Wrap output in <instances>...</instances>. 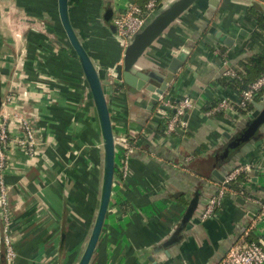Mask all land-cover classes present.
Instances as JSON below:
<instances>
[{
  "label": "crops",
  "instance_id": "0c3cea01",
  "mask_svg": "<svg viewBox=\"0 0 264 264\" xmlns=\"http://www.w3.org/2000/svg\"><path fill=\"white\" fill-rule=\"evenodd\" d=\"M134 1L147 2L70 0L73 26L103 78L116 140L125 137L137 147L127 160L116 149L120 164L91 264H219L251 227L254 241L264 245V130L237 155L222 158L224 133H234L255 108L209 113L223 98L236 103L240 96L241 87L230 84L234 78L225 71L254 80L246 65L264 58V12L252 3L264 7V0H199L140 60L144 68L167 66L187 54L166 98L177 105L191 97L194 106L187 125L170 135L149 92L125 86L120 77L106 78L110 71L123 72L125 51L111 27ZM174 2L161 0L159 8ZM61 26L57 0H0V95L4 102L12 98L6 110L22 112L38 140L29 155L16 143L21 130L15 122L4 174L8 212L5 220L0 209V225L16 258L4 263L0 256V264H77L99 207L104 153L97 111ZM161 122L164 133L158 134ZM242 165L251 166L239 182L243 190L228 188L221 205L203 219L223 185L214 172L227 177Z\"/></svg>",
  "mask_w": 264,
  "mask_h": 264
},
{
  "label": "water",
  "instance_id": "95a60500",
  "mask_svg": "<svg viewBox=\"0 0 264 264\" xmlns=\"http://www.w3.org/2000/svg\"><path fill=\"white\" fill-rule=\"evenodd\" d=\"M198 1L199 0H176V2L166 9L160 10V8H158L149 16L141 31L132 38L129 46L124 52L122 63L123 72L119 75L121 83L137 91L149 92L153 99V105L155 106L159 104L161 96L166 95L169 85L173 82L181 68H183L187 59V54L183 52L181 55L173 57L167 66L157 63V65L144 68L139 65V62L164 32ZM57 3L61 25L66 34L69 46L81 65L96 107L103 142V179L99 207L87 244L77 263L91 264L105 227L112 200L117 169L116 137L103 78L73 26L70 14V0H57ZM211 3L217 5L216 0H212ZM252 5L264 12V7L262 5L260 7L259 4L255 2H253ZM113 13V8L107 10L105 16L107 22L110 21ZM111 29L115 33L116 40L118 41L116 27L113 25ZM106 78L109 79V75H107ZM3 103L4 99L0 95V112ZM251 104H253L255 110L250 112L247 122L239 124L237 130L232 134L229 132L224 133V137L226 138V141L222 143L224 145L222 148L224 153H230L232 150L248 143L257 133L264 130V94L258 102L254 99ZM214 174L220 182H225L226 176L222 175L218 170H216ZM227 186L228 188L232 187V185L229 184H227ZM244 191H247L246 188ZM238 201L245 203V199L243 198H239ZM197 203L198 199L191 204L190 211L185 220H183L184 225L191 219L197 207ZM251 217L253 218L255 216L251 214ZM0 234V256L1 259L5 260V236L1 225ZM240 237L241 235L236 238L232 246L235 245Z\"/></svg>",
  "mask_w": 264,
  "mask_h": 264
},
{
  "label": "built area",
  "instance_id": "2783aa9c",
  "mask_svg": "<svg viewBox=\"0 0 264 264\" xmlns=\"http://www.w3.org/2000/svg\"><path fill=\"white\" fill-rule=\"evenodd\" d=\"M160 2L161 0H147L144 5H140L134 1L129 5V7H127L125 10H122L115 16L114 26L117 29L118 42L124 51L129 46L132 38L141 31L149 16H151V14L159 8ZM110 72L109 77L112 79L119 78V73L117 71H113L111 74ZM224 75L229 78H235L237 73L232 69H228L225 71ZM263 91L264 73L246 90L240 93L236 103H234L230 97L223 98L214 108L210 110L209 113L218 114L231 112L234 111L235 105L246 108L247 105ZM11 101H13L12 98L8 97V99L3 103V107L0 112V209H2L3 218H6V213L8 212L7 186L5 184L4 174L8 167V151L11 146L10 135L15 122L19 125L18 128L21 130L20 136L16 140V143L26 150L29 155L35 154L38 141L36 132L30 120L27 119V117H25L22 112H10L6 110ZM193 106L194 103L191 97H185L177 105H172L171 101L166 98V95L161 96L156 114L166 119L168 135L175 132L178 127H184L187 125L185 117L187 113L193 108ZM169 108H174V113L171 115L166 113L167 110H171ZM117 147L119 150H121V153L125 156L126 160L132 156L137 149L135 143L131 142L125 137L116 140V149ZM125 166L121 168L122 171L127 170V165ZM250 171V165H242L236 168L226 177L225 182L221 186L219 194L209 200L203 213V219L209 218L216 208L221 205L223 197L228 190L227 184L232 185L239 176ZM252 228L253 227L249 228L244 236L241 237L235 243V245L231 247L224 259L219 264H264V245L256 241L249 240ZM4 236L6 260L8 263H11L15 260V255L12 256L13 249L10 247L6 230L4 231Z\"/></svg>",
  "mask_w": 264,
  "mask_h": 264
},
{
  "label": "trees",
  "instance_id": "16d2710c",
  "mask_svg": "<svg viewBox=\"0 0 264 264\" xmlns=\"http://www.w3.org/2000/svg\"><path fill=\"white\" fill-rule=\"evenodd\" d=\"M62 27V26H61ZM261 27L262 28H264V16L263 17H261ZM62 31H63V36H64V38L66 39V41H67V44L69 45V42H68V40H67V37H66V34H65V32H64V29H63V27H62ZM72 50V49H71ZM72 52H73V50H72ZM75 55V54H74ZM76 56V55H75ZM247 65H249V66H247ZM246 65V67H247V72L249 73V74H252V73H254L255 74V77H254V80L256 81L263 73H264V58L263 57H255V58H252V59H250V61H249V63ZM238 75H239V73H238ZM238 75H237V77L236 78H234L233 79V83H230V84H236L237 86H240L241 88L240 89H238L240 92L239 93H241L242 91H244V90H246L253 82H255L254 80H252V81H250V79L249 78H247V80L245 79V78H239L238 77ZM241 84V85H240ZM234 87V86H233ZM232 87V88H233ZM220 102V101H219ZM218 102V103H219ZM242 107H240L239 109H241ZM251 108V103H249L248 105H247V107L245 108L246 110H248V109H250ZM243 109V108H242ZM245 111V110H244ZM164 128H165V126H164V123L162 124V122L160 123V126H159V128H158V130H157V132H158V134H163L164 133ZM260 132L259 133H257L248 143H253V142H255L256 140H258L259 138H260ZM248 143H245V144H243V145H241L240 147H238V148H236V149H234V150H232L230 153H224V152H222V158L224 159V160H229L230 158H232V157H234L235 155H237L240 151H241V148L244 146V145H246V144H248ZM227 154V155H226ZM235 160H236V157H235ZM246 180V178H245V175L244 174H242L241 176H239L238 177V179L232 184V187L231 188H234V189H237V190H239V191H241V190H243L242 189V187H240L241 186V184L239 183V182H241V181H245ZM249 240L250 241H254V235H253V233H251L250 234V236H249ZM5 251H6V249H5ZM3 260V259H2ZM4 261V263L5 262H7V260L5 259V260H3Z\"/></svg>",
  "mask_w": 264,
  "mask_h": 264
},
{
  "label": "rangeland",
  "instance_id": "374dc122",
  "mask_svg": "<svg viewBox=\"0 0 264 264\" xmlns=\"http://www.w3.org/2000/svg\"><path fill=\"white\" fill-rule=\"evenodd\" d=\"M125 4V3H124ZM114 38H115V36H114ZM65 40V39H64ZM119 45V44H118ZM120 47V46H119ZM121 48V47H120ZM117 164H120V161H119V159H118V161H117ZM4 219L6 220V218L4 217ZM3 233H4V228H3ZM0 239H1V234H0ZM10 247H11V245H10ZM12 248V247H11ZM13 249V248H12ZM15 255V258H16V253H15V251L14 250H12V256H14ZM11 260V259H10Z\"/></svg>",
  "mask_w": 264,
  "mask_h": 264
}]
</instances>
